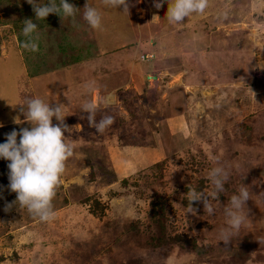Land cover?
Returning <instances> with one entry per match:
<instances>
[{
  "label": "rangeland",
  "instance_id": "1",
  "mask_svg": "<svg viewBox=\"0 0 264 264\" xmlns=\"http://www.w3.org/2000/svg\"><path fill=\"white\" fill-rule=\"evenodd\" d=\"M68 2L79 8L75 26L57 14L36 20L27 0H0V144L13 129H31L20 104L26 111L29 99L40 98L64 104L65 136L74 145L49 222L18 206L4 211L17 194L8 187L10 162L0 159V264H264V0H209L203 14L176 25L166 17L167 0L159 10L154 0H128L129 13L104 0ZM88 2L101 14L100 30L83 19ZM25 19L38 26L39 51L22 47ZM74 39L88 52L77 50L82 57L68 69L56 67L50 56L59 57L60 47L69 53ZM108 73L118 76L107 86L113 89L93 95L89 81ZM89 102L97 121L114 117L103 134L82 111ZM217 166L229 178L210 201L214 213L202 202L188 213L187 193L211 194L208 173ZM241 185L256 196L226 247L224 209ZM158 217L206 255L155 250Z\"/></svg>",
  "mask_w": 264,
  "mask_h": 264
},
{
  "label": "clouds",
  "instance_id": "2",
  "mask_svg": "<svg viewBox=\"0 0 264 264\" xmlns=\"http://www.w3.org/2000/svg\"><path fill=\"white\" fill-rule=\"evenodd\" d=\"M167 2L169 6L166 17L168 22L174 25L182 24L185 17H190L194 13L203 14L209 5V0H174V3L167 0ZM27 3L32 6L38 21L46 20L50 14H57L61 17L62 23L64 19L72 18L73 25L76 24L79 8L70 4L68 0H59V4L57 0H48L46 4L37 0H27ZM164 3L165 0H154L153 7L159 10ZM104 4L113 9L122 6V12L129 13L128 0H104ZM157 18L160 17L154 15L152 20ZM83 19L91 28L102 29L101 14L89 2L83 8ZM37 29L38 26L32 19L24 20L22 31L27 39L22 47L26 50L39 51ZM149 79L152 77L149 76ZM20 105L21 112L32 127L21 128L19 131L13 129L6 134V142L0 144V159L10 162L8 187L11 192L17 194V199L7 203L4 211L9 212L14 206H18V209H27L42 222H49L55 219L53 201L61 186L67 162L74 155V145L69 143L65 136V132L70 128L65 123L64 104L57 103L53 107L40 98H33L27 101L26 111L24 105ZM82 111L88 113L89 126L98 134H103L114 123V117L111 115H104L97 121L96 106L91 102L84 104ZM53 117L59 123L53 124ZM14 122L18 123V118H15ZM228 178L229 173L224 167H213L208 173V179L214 186V191L209 194L190 190L187 193L188 213L196 214L198 209L193 205L202 202L204 212L213 214L214 208L210 201L212 198H218V194L225 191L224 185ZM248 200L250 193L246 186H241L239 194L233 195L229 205L224 209L228 227L222 230L220 241H223L226 247L231 243L232 236L238 234L245 223L243 208Z\"/></svg>",
  "mask_w": 264,
  "mask_h": 264
},
{
  "label": "trees",
  "instance_id": "3",
  "mask_svg": "<svg viewBox=\"0 0 264 264\" xmlns=\"http://www.w3.org/2000/svg\"><path fill=\"white\" fill-rule=\"evenodd\" d=\"M57 4H59V1L57 2ZM60 33L63 34V31L61 30ZM64 34H66V32ZM64 40H65V42H64ZM67 40H68V38L66 37V35H63L62 41L64 43H66ZM78 40L79 39H74L73 44L70 42V44L72 45V48H71L69 53L67 52V50L61 51V47H60V51L57 50V52L59 53V57L50 56L49 60H51V58H55L56 61L59 60L61 63L64 64V65H59L60 62H56L57 63L56 67L66 66V69H68L69 65L75 64L76 60H79V58L82 57L79 53H76L77 50L80 51V49L86 48L85 50H86V52H88V49L90 48L89 47L90 45H88L86 42L80 43V42H78ZM95 42H97V41L95 40ZM52 44H54V43L52 42ZM82 46H84V47H82ZM95 47H96V49H98L99 45L98 46L95 45ZM53 48H55V44H54ZM55 55H56V53H55ZM60 56L62 58H60ZM241 186H245V185H241ZM241 186H239V187L241 188ZM246 187H247V189L251 195L250 200L247 201V204L251 205L254 203L253 196L254 195L256 196V192L254 191L255 189L251 190L250 188H248L247 185H246ZM153 201L154 200L152 199L150 202L152 207L155 205V203ZM194 204L196 205L197 203H194ZM162 210H163V208L160 205V216H163ZM156 213H157L156 210H155V213L153 211V216ZM156 222L158 224V232L160 234L158 237L155 238L154 243H152V246H155V248H156L155 250L166 251L167 248H172L174 246H178L181 250L191 251L198 257H202V256L206 255L205 253H203V252H205L206 248L203 246H198L196 243V240L193 237H190L186 233H181V232L180 233L179 232L168 233V231L166 230V227L160 221V217L157 218Z\"/></svg>",
  "mask_w": 264,
  "mask_h": 264
},
{
  "label": "crops",
  "instance_id": "4",
  "mask_svg": "<svg viewBox=\"0 0 264 264\" xmlns=\"http://www.w3.org/2000/svg\"><path fill=\"white\" fill-rule=\"evenodd\" d=\"M115 73H118V71H116ZM119 73H121L120 74L121 77H119V79H122L124 82H126L127 80H126L125 77L127 76V72L125 71V69L122 72H119ZM114 76H115L114 73H108L106 75H103V76L98 77V78H94L93 80L89 81V82H93L92 84H94V82H96V85H94L95 87L93 88V89H95L94 92H93V95H95L96 92L102 91L101 88H105V87H107L110 84L113 85L114 82L118 79V76H115V77ZM130 76H132V75L131 74L129 75V80H130ZM154 78H155V76H154ZM108 87H107V89H105V91H107L109 89H113L112 88L113 86L111 88H109V89H108ZM73 88L75 89V92L77 91L76 90L77 88H79L78 91L81 92L82 91V82L78 83V85L75 84L73 86ZM75 92H74V94H75L76 97L74 99L75 100H81L82 99V95L79 94V96L77 97V94Z\"/></svg>",
  "mask_w": 264,
  "mask_h": 264
},
{
  "label": "built area",
  "instance_id": "5",
  "mask_svg": "<svg viewBox=\"0 0 264 264\" xmlns=\"http://www.w3.org/2000/svg\"><path fill=\"white\" fill-rule=\"evenodd\" d=\"M150 58H152V55H146V56L142 55V57H141L142 60H144V59L148 60Z\"/></svg>",
  "mask_w": 264,
  "mask_h": 264
}]
</instances>
